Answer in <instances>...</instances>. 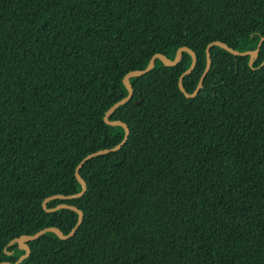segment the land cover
<instances>
[{"label": "trees", "instance_id": "1", "mask_svg": "<svg viewBox=\"0 0 264 264\" xmlns=\"http://www.w3.org/2000/svg\"><path fill=\"white\" fill-rule=\"evenodd\" d=\"M262 37L264 0H0V263L21 236L75 226L42 203L79 193V162L123 139L103 117L127 73L186 47L191 94L209 43ZM209 53L194 98L178 88L187 52L129 79L109 117L126 142L82 165V196L45 205L80 225L27 242L19 264H264V41L251 63Z\"/></svg>", "mask_w": 264, "mask_h": 264}, {"label": "water", "instance_id": "2", "mask_svg": "<svg viewBox=\"0 0 264 264\" xmlns=\"http://www.w3.org/2000/svg\"><path fill=\"white\" fill-rule=\"evenodd\" d=\"M264 41V37H262L256 47L255 50H251V51H245V52H238L230 47H228L226 44L222 43V42H218V41H214V42H211L207 45L206 49H205V54H206V66H205V69L199 79V82L195 88V90L189 94L187 92H185L183 86H182V80H183V77L190 74L194 68V66L196 65V56L194 54L193 51H191L189 48H186V47H182V48H179L176 52V55H175V58L174 60H169L167 59L165 56L161 55V54H155L151 57V59L149 60V63L148 65L146 66L145 69L143 70H137V71H131L129 73H127L124 77H123V84L124 86L126 87L127 91H128V94L126 97L122 98L121 100H119L118 102H116L115 104H113L108 110L107 112L105 113L104 117H103V120L106 124L108 125H111V126H121L123 129H124V137L123 139L117 144L115 145L114 147L112 148H109V149H103V150H99V151H96L94 153H91V154H88L87 156H85L80 162L79 164L77 165L76 169H75V177H76V180L78 181V183L81 185V191L77 194H74V195H69V196H62V195H54V196H50L48 198H46L43 203H42V207L47 211V212H52V211H55V210H58V209H61V208H67V209H70L72 211H74L77 215H78V220H77V223L75 224V226L71 229V231L68 233V234H63L59 229L57 228H53V227H49V228H45V229H42L41 231L35 233L34 235H30V236H21L19 237L18 239L15 240V242L18 244L19 248L23 249L24 250V254H22L17 260L16 262L14 263H10V262H2L0 264H19L23 259H25L29 253H30V249L29 247L27 246V242L29 241H33L35 239H37L38 237H40L41 235L45 234V233H48V232H51V233H54L58 238L60 239H68L70 237L73 236V234L75 233L76 229L78 228V226L80 225L81 221H82V218H83V213L77 209L76 207L74 206H71V205H66V204H61V205H58L56 206L55 208L53 209H46L45 208V205L48 201H51L53 199H72V198H77V197H80L83 195V193L85 192L86 190V185H85V182L81 179L80 175H79V170L80 168L82 167V165L88 161L89 159L95 157V156H98V155H102V154H107V153H110V152H115L117 150H119L121 148V146L126 142L127 140V137H128V134H129V130H128V127L120 122V121H115V120H109V117L111 116V114L114 112V110L116 108H118L120 105L126 103L132 96V87H131V84L129 83V79L132 78V77H138V76H142L144 75L145 73H147L148 71H150L153 66H154V62L156 59H159L163 64L167 65V66H172L174 64H176L180 58H181V55L183 52H187L188 54H190L191 58H192V62H191V65L190 67L179 77V80H178V88L179 90L184 94V96L188 99L190 98H194L198 92L200 91L201 87H202V83H203V79L204 77L206 76L209 68H210V65H211V59H210V53H209V50L212 46H218L222 49H224L225 51L229 52L230 54L234 55V56H249L250 57V63L252 62L253 59H255L257 57V54L259 52V49H260V46L262 44V42ZM14 241H10L8 245L12 244Z\"/></svg>", "mask_w": 264, "mask_h": 264}]
</instances>
